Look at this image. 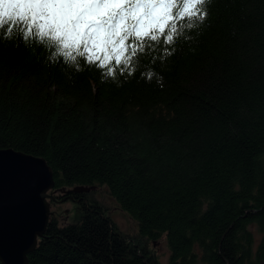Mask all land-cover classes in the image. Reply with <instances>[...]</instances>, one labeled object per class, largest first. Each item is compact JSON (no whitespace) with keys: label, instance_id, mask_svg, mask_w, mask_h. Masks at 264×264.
Segmentation results:
<instances>
[{"label":"trees","instance_id":"1","mask_svg":"<svg viewBox=\"0 0 264 264\" xmlns=\"http://www.w3.org/2000/svg\"><path fill=\"white\" fill-rule=\"evenodd\" d=\"M206 11L127 67L0 32V148L43 156L50 191L77 205L28 264H163V235L170 264H264V0ZM100 185L139 234L85 190Z\"/></svg>","mask_w":264,"mask_h":264},{"label":"snow or ice","instance_id":"2","mask_svg":"<svg viewBox=\"0 0 264 264\" xmlns=\"http://www.w3.org/2000/svg\"><path fill=\"white\" fill-rule=\"evenodd\" d=\"M210 0H0V32L54 49L79 66L115 58L125 67L153 42L173 44L185 27L207 15ZM97 53H103V57ZM128 53V55H125ZM114 68L108 69L111 75Z\"/></svg>","mask_w":264,"mask_h":264},{"label":"water","instance_id":"3","mask_svg":"<svg viewBox=\"0 0 264 264\" xmlns=\"http://www.w3.org/2000/svg\"><path fill=\"white\" fill-rule=\"evenodd\" d=\"M55 187L54 172L42 156L0 148V260L28 264L47 232ZM86 189V188H85Z\"/></svg>","mask_w":264,"mask_h":264},{"label":"rangeland","instance_id":"4","mask_svg":"<svg viewBox=\"0 0 264 264\" xmlns=\"http://www.w3.org/2000/svg\"><path fill=\"white\" fill-rule=\"evenodd\" d=\"M85 190L87 192H93L97 199L104 202V204H107L109 215H111V218L116 222L117 226H119L121 230L134 235L139 234L140 225H138V221H135L129 214L120 208L115 198L107 191L105 186H94L86 188ZM49 193L53 195V198L49 199L51 206L50 216L57 217L60 223L64 224L70 221H76L77 205L71 200L62 202L52 193V191H49ZM149 245L158 254V258L163 264H170V247L168 245L167 236L163 235V237L155 243L150 241Z\"/></svg>","mask_w":264,"mask_h":264}]
</instances>
